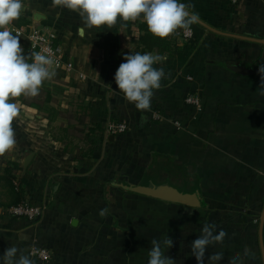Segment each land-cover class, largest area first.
Here are the masks:
<instances>
[{
    "label": "crops",
    "instance_id": "crops-1",
    "mask_svg": "<svg viewBox=\"0 0 264 264\" xmlns=\"http://www.w3.org/2000/svg\"><path fill=\"white\" fill-rule=\"evenodd\" d=\"M180 2L191 4L198 18L220 32L197 21L192 38L177 36L181 51L161 54L141 45L142 19L128 21L126 28L118 20L111 29H87L76 12L54 7L52 0H23L19 19L8 29L13 35L21 26L54 32L64 61L53 62L56 75L37 96L11 100L19 109L13 121L16 145L0 157L21 166L14 173L24 200L43 210L30 220L0 204V256L16 244L25 254L34 246L48 248L51 259L32 255L36 264H147L151 239L168 235L174 245L165 254L177 264H197L191 243L204 224L215 223L217 233L223 229L227 236L209 246L204 264L213 252L224 253L218 264H229L237 253L242 264H264L259 246L264 95L258 71L229 68L244 64L258 70L264 63V43L233 35L264 38V0ZM19 37L28 55L30 40L26 33ZM136 52L167 58L155 65L166 76L150 111L137 110L114 80L124 56ZM188 94L197 95L200 106L188 104ZM111 121H126L129 129L110 133ZM93 123L101 127L90 134L95 144L79 159L75 156L90 144L87 130L74 128ZM5 165L0 163V171ZM150 182L199 191L201 205L126 187ZM4 189L0 186V201H7Z\"/></svg>",
    "mask_w": 264,
    "mask_h": 264
},
{
    "label": "clouds",
    "instance_id": "clouds-1",
    "mask_svg": "<svg viewBox=\"0 0 264 264\" xmlns=\"http://www.w3.org/2000/svg\"><path fill=\"white\" fill-rule=\"evenodd\" d=\"M52 6L76 12L83 28L87 29L103 26L111 29L118 20L120 27L126 28L128 21L142 19L148 31L161 39L178 30L190 32L198 20V14L191 11L193 6L180 0H52ZM23 7V0H0V156L16 145L13 121L19 109L11 102L12 98L37 96L43 82L56 75L51 70L52 58L39 52L25 55L19 35H13L7 27L19 19ZM123 59L114 75L117 89L137 110L150 111L155 92L162 87L161 82L166 76L164 69L155 65L163 63L166 56L136 52L126 54ZM258 74L259 89L264 95V63L259 64ZM105 211L101 210L100 214ZM226 236L223 229L217 233L215 223L204 224L200 235L191 243V255L197 264H204L209 246L223 243ZM173 245L168 235L152 238L147 264H177L174 258L165 254ZM249 252L250 249L245 250V254ZM223 258V252H213L207 257L208 264H218ZM0 264H36V260L32 254H25L24 249L13 244L0 256ZM229 264H242L241 255L237 253Z\"/></svg>",
    "mask_w": 264,
    "mask_h": 264
},
{
    "label": "built area",
    "instance_id": "built-area-1",
    "mask_svg": "<svg viewBox=\"0 0 264 264\" xmlns=\"http://www.w3.org/2000/svg\"><path fill=\"white\" fill-rule=\"evenodd\" d=\"M14 31L17 35L25 34L30 40V46L28 48V53L39 52L42 55H47L53 59L55 63H62L64 61L62 48L56 39L54 32L47 30L44 27H29L26 31L24 27H15ZM182 37L187 39L192 38L193 29L190 32H184L182 30ZM67 65L72 66L71 62H67ZM185 101L188 104L200 106V99L195 94H188L185 96ZM155 117H160V114L156 111L154 113ZM179 125V122L176 121ZM126 121H111L107 126V131L110 133H123L129 128ZM17 184V182H16ZM9 212L15 215L25 216L30 220L37 218L43 210V207L37 203L31 202L29 200H23L19 203L13 204L8 207ZM31 250L32 255L41 259L42 261H48L51 259V252L46 247L34 246Z\"/></svg>",
    "mask_w": 264,
    "mask_h": 264
},
{
    "label": "trees",
    "instance_id": "trees-1",
    "mask_svg": "<svg viewBox=\"0 0 264 264\" xmlns=\"http://www.w3.org/2000/svg\"><path fill=\"white\" fill-rule=\"evenodd\" d=\"M142 34L140 36L141 38V45L143 46L144 50L152 51V50H158L161 54H168V53H175L182 50V47L178 45L177 42V36L182 35V30H178L175 34L170 35L166 38H159L154 36L148 31L147 25L145 22H142L141 25ZM52 95L49 93L47 94L46 99L51 100ZM51 118V117H50ZM99 124H91L84 128H74L75 130H80L82 132H86L87 141L90 144L87 148V150H84L82 153L78 154L77 158L80 159V157H84L91 153L93 146L95 144V141L90 138V134L93 132H96L98 129H100ZM89 136V138H88ZM5 162L6 165L3 167V169L0 171V186L5 188L7 201H0V204L5 205L7 207L19 203L24 200V190L20 187V185H17L15 182V173L14 171L16 169L21 168V166L14 161L11 160H3L0 163Z\"/></svg>",
    "mask_w": 264,
    "mask_h": 264
},
{
    "label": "water",
    "instance_id": "water-1",
    "mask_svg": "<svg viewBox=\"0 0 264 264\" xmlns=\"http://www.w3.org/2000/svg\"><path fill=\"white\" fill-rule=\"evenodd\" d=\"M197 21L212 30L220 32V30L202 21L200 18H198ZM233 35L238 36V37H245L248 39H252V40H256V41L264 43V38H256V37L244 36V35H239V34H233ZM229 68L241 74H251V73L258 71L257 69L247 67L244 64H230ZM31 158H32V154L30 153L24 159L25 168L28 166ZM126 187L130 188L132 191L145 194V195H149V196H153L156 198L164 199V200L179 202V203H183V204L190 205V206H200L201 205L199 191L198 192H185L173 186L172 184L170 185L169 182H165V183L150 182L149 184L127 185ZM259 235H260V245L259 246H261V251H262L263 260H264V207H263V211L261 214Z\"/></svg>",
    "mask_w": 264,
    "mask_h": 264
},
{
    "label": "rangeland",
    "instance_id": "rangeland-1",
    "mask_svg": "<svg viewBox=\"0 0 264 264\" xmlns=\"http://www.w3.org/2000/svg\"><path fill=\"white\" fill-rule=\"evenodd\" d=\"M1 161H3V158H2V157H0V162H1Z\"/></svg>",
    "mask_w": 264,
    "mask_h": 264
}]
</instances>
